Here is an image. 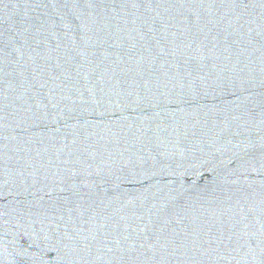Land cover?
Segmentation results:
<instances>
[{"label":"water","instance_id":"obj_1","mask_svg":"<svg viewBox=\"0 0 264 264\" xmlns=\"http://www.w3.org/2000/svg\"><path fill=\"white\" fill-rule=\"evenodd\" d=\"M0 264H264V0H0Z\"/></svg>","mask_w":264,"mask_h":264}]
</instances>
